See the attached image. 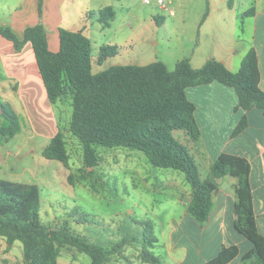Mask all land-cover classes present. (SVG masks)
<instances>
[{
	"label": "trees",
	"instance_id": "16d2710c",
	"mask_svg": "<svg viewBox=\"0 0 264 264\" xmlns=\"http://www.w3.org/2000/svg\"><path fill=\"white\" fill-rule=\"evenodd\" d=\"M40 6L41 0H38L39 10ZM253 14L252 8L243 16ZM86 18H95L106 28L114 20L115 11L107 6L87 13ZM154 20L159 25V18ZM0 35L16 50L26 42L31 44L50 105L70 99L69 132L82 147L83 168L88 170L86 174H90L99 162L94 145L139 151L154 168L170 169L183 175L191 190L186 210L198 225H203L209 217L212 193L217 189L216 180L224 176L236 178L234 227L253 245L242 261L264 264V236L258 231L253 211L248 161L239 156L220 154L202 180L188 149L173 135L174 131H183L192 140L199 138L195 107L187 99L185 91L212 82L233 89L239 109L248 111L255 108L264 117V91L259 87L260 71L253 49L245 55L237 72L229 71L215 59L207 60L199 69L192 68L188 59H182L172 71L162 62L155 61L145 66H110L93 73L92 45L83 30L59 28V50L56 53L49 50L41 24L26 28L22 41L9 28H0ZM116 55L115 46H101L97 63ZM0 114L3 118L0 136L18 133L20 126L15 112L0 103ZM246 125V117L242 116L233 135L239 134ZM42 156L69 168L66 144L60 131L51 137ZM67 183L73 184L72 174L68 175ZM40 210L41 197L37 185L0 179V237L7 250L15 242L22 244L23 264H59L61 250L65 248L86 254L90 264H107L128 242L124 238L108 248L72 232L66 222L57 228H49L43 224ZM76 222L85 224L88 220L79 218ZM134 223L139 228V261L163 264L152 251L157 242L152 223L135 220ZM237 255L235 246L222 248L207 264H226Z\"/></svg>",
	"mask_w": 264,
	"mask_h": 264
},
{
	"label": "crops",
	"instance_id": "0c3cea01",
	"mask_svg": "<svg viewBox=\"0 0 264 264\" xmlns=\"http://www.w3.org/2000/svg\"><path fill=\"white\" fill-rule=\"evenodd\" d=\"M229 1L182 0L176 3L175 0H167V7H170L165 12L167 18L162 16L165 13L161 7L159 13L163 14L152 13L149 28L162 30L169 39L176 41V45L181 42L178 47L180 56L173 59V54H166L155 61L170 69L178 61L188 59L192 68L199 69L207 60L215 59L229 71L237 72L245 55L253 49L260 71L259 87L264 91V0H232L228 4ZM84 2L88 3V0ZM75 6L76 0H41L39 10L38 0H0V28H9L22 41L26 28L41 24L49 50L56 53L59 50V28L83 30L90 39L89 25L96 19H88L86 14L100 9L88 11L84 5L82 10H77ZM252 8L253 15L243 16ZM155 17L159 18V25ZM153 39L158 43L160 37L156 35ZM185 94L195 107L194 118L200 136L192 140L183 131H174V137L188 149L202 180L220 154L235 155L248 161L253 211L258 231L264 236L262 112L255 108L248 111L239 109L234 90L216 82L187 88ZM0 103L10 105L18 118L23 115L38 120L41 125L52 120L55 125L31 44L26 42L16 50L1 35ZM242 116L246 117L247 125L234 136V129ZM182 181L186 186V196L172 197L183 208L182 218L179 223L173 221L156 234L155 247L165 257L160 259L162 263L207 264L222 248L235 246L238 255L226 264H250L251 261L244 263L242 259L253 245L234 227L237 179L224 176L216 180L211 212L203 225L195 223L187 213L191 190L185 179ZM174 232H179V241H175Z\"/></svg>",
	"mask_w": 264,
	"mask_h": 264
},
{
	"label": "rangeland",
	"instance_id": "374dc122",
	"mask_svg": "<svg viewBox=\"0 0 264 264\" xmlns=\"http://www.w3.org/2000/svg\"><path fill=\"white\" fill-rule=\"evenodd\" d=\"M163 3L165 13L170 7H167V0ZM84 5L88 11L111 6L116 13L115 20L107 28L95 21L89 25L93 73L110 66H145L166 54H173V59L180 56L178 47L181 42L176 45V41L169 39L162 30L149 28L151 14H163L159 13L161 6L157 0H149L148 4L143 0H88V3L76 0L75 8L82 10ZM162 16L167 18V13ZM156 35L160 37L158 43L153 39ZM101 46H115L117 55L98 64ZM169 68L172 71L174 67ZM50 106L55 125L52 120L51 124L41 125L36 119L19 115L18 133L0 136V179L37 185L41 219L49 228H57L66 222L72 232L108 248L126 238L128 242L120 253L113 255L107 264H139V228L134 220L151 222L155 237L173 221L179 223L183 208L172 197L186 196L183 175L170 169L154 168L139 151L98 145H94L98 165L86 174L82 147L69 132L70 99L65 98ZM2 124L0 114V126ZM57 131L65 140L68 169L42 156L43 149ZM69 174L73 175L72 185L67 183ZM201 174L205 176V173ZM79 218L88 222L79 224L76 222ZM174 233L175 241H179V232ZM152 251L160 259L165 258L155 245ZM58 263L90 264L91 261L86 254L65 248L61 250ZM0 264H23L22 244L15 242L7 250L0 237Z\"/></svg>",
	"mask_w": 264,
	"mask_h": 264
},
{
	"label": "built area",
	"instance_id": "2783aa9c",
	"mask_svg": "<svg viewBox=\"0 0 264 264\" xmlns=\"http://www.w3.org/2000/svg\"><path fill=\"white\" fill-rule=\"evenodd\" d=\"M143 2L145 4H148L149 3V0H143ZM157 4L160 5L162 8H164V3H163V0H157ZM171 14V12H169Z\"/></svg>",
	"mask_w": 264,
	"mask_h": 264
}]
</instances>
